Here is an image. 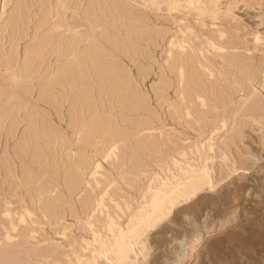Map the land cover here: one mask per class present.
<instances>
[{"label": "rangeland", "instance_id": "374dc122", "mask_svg": "<svg viewBox=\"0 0 264 264\" xmlns=\"http://www.w3.org/2000/svg\"><path fill=\"white\" fill-rule=\"evenodd\" d=\"M75 2L79 9L74 11L80 15L97 3V10L106 15L105 35L112 44H125L129 50L134 46L144 54L130 59L121 55L114 62L137 82L138 95L151 98L154 115L163 113L153 109L150 90L166 73L171 49L196 48L208 56L216 50L219 85L233 91L227 105L216 104L214 114L204 118L217 124L215 130L197 138L172 122L154 123L142 126L139 134L167 132L172 140L169 149H153L149 155L146 150L143 158L134 153L93 158V128L89 127L93 106L78 109L77 132H73L67 124L72 110L70 95L66 96L60 127L55 109L46 97L41 99L43 75L54 74L57 62L47 64L45 55L32 60L38 43L43 45L56 23L73 19L68 6ZM125 12L136 16L133 23L123 16ZM51 44L46 47H57ZM86 47L79 43L77 51L85 52ZM263 50L264 0H0V264H111L99 250L147 215L154 194L150 185L159 181L168 186L184 182L180 187L187 192L170 211L150 225L143 224L129 264H264ZM248 57L253 60L249 66H232L231 60ZM222 58L229 60L228 66L219 61ZM139 68L154 70L142 84L136 79ZM199 68L202 75L212 77L207 65ZM89 83L93 87V78ZM258 93L262 107L256 112L245 109ZM105 113L96 116L106 118ZM124 117L138 122L146 115L132 111ZM243 121L242 136L227 141ZM59 135L90 149L59 148ZM94 143L99 146L100 141ZM72 154L91 158L89 167L77 169L80 182L74 185L78 187L68 190L63 182ZM113 159L122 163L111 165ZM202 162L208 166V178L188 182L203 176ZM83 199L90 204L78 202ZM225 221L219 234L205 239L187 262H179L203 231ZM106 255L111 257L113 252Z\"/></svg>", "mask_w": 264, "mask_h": 264}, {"label": "bare ground", "instance_id": "6f19581e", "mask_svg": "<svg viewBox=\"0 0 264 264\" xmlns=\"http://www.w3.org/2000/svg\"><path fill=\"white\" fill-rule=\"evenodd\" d=\"M96 1L101 3V0ZM78 4V2H75L72 4L71 8L68 6L69 14L74 16L73 19L58 21L55 25L56 29H52L54 32L52 31L53 33L51 32V35L45 38L46 40H44L45 42L43 45L38 43L39 49L34 51L32 60L34 61L37 58L39 59L40 56L44 57L45 55V62L47 61V64L49 62H57V69L53 72L54 74L43 75V89L41 94L44 96H41V99L45 101L46 97L47 100L45 102H49V106L55 109L58 122L62 123L60 127L63 126V122L65 121V118L61 114V107L64 106L63 104L64 101H66V96L70 95V111L72 110L70 120H68L67 124L73 132H77L76 128L78 125L75 123V120L78 119L79 110H83V108L90 110L93 106V121L89 123V127L93 128V144H95L93 147V158L105 156L107 154L108 156L117 155L118 158L120 156L124 158L125 154L130 155L132 153L136 154V156H142L143 158L149 155L153 149V151L157 150V148L161 150L169 149V143L172 141H170L171 135L169 136V133L162 132V135H160V133L139 134V132L143 130L142 126H147L146 128H148V126H153L154 123L163 126L166 121L172 122L174 125H180L182 128H188L193 131L197 135V138H201L203 135H207L215 130L214 128L217 124H215V122L205 121L204 118L214 114L217 108L216 104L220 107L227 105L230 101V99H228L229 92L233 91L231 87L226 88L225 85H219L222 78L218 76L217 70L219 71L221 65L217 62L216 56L219 55L216 53V50L213 52L212 56H208L203 53L200 54L196 51V48L192 50L189 48L186 50L171 49V60L167 65L166 73L162 75L159 83L153 85L150 90L155 101L153 109L163 113V115H154V111L150 109L152 104L151 98L138 95L135 89L138 87V84H136L137 82L128 76V73L123 71L122 68L114 62L121 55L124 58L130 59L132 55H138L137 58H141L144 54H141V50L132 45V48L129 50L125 44L119 42L117 44H112L114 41L108 39L106 37L107 35H105L108 30V26L105 23L107 20L106 15H104V12L100 13L97 10L100 8L99 6L96 7L97 3L91 6L88 5L84 9V12L82 11V15L74 11L79 9ZM65 11H68V9ZM123 16L129 23H133L136 19V16L130 12H125ZM92 35L93 40L91 39ZM48 43H52L50 45L51 47L54 44L57 47L49 49L46 47ZM79 43L87 44L84 50L85 52L77 51ZM155 43V47H157L158 44L157 42ZM79 53H82L83 57L80 56V58L78 55ZM91 56H93V59L90 58ZM213 56L214 58H212ZM33 61L31 63H33ZM219 61L224 62L227 66L229 65V60L225 61L224 58H222ZM231 62H233L232 66L235 64L249 66L253 60L249 57L236 58V60H231ZM200 64L207 65L213 70L212 77L202 75L199 68ZM153 71L152 68L147 71H143L139 68L137 70L136 79L139 78L142 84L143 80L153 73ZM169 74H172V77H169ZM92 78L93 87L89 83V80ZM172 82L175 85H173ZM222 86L224 87V91L227 89L228 92H224ZM46 94L48 95L46 96ZM49 94H53V97L51 98ZM201 95L204 96V100L201 98ZM259 95V93L253 95L245 103V109L248 108L252 112L259 110L262 107L261 96ZM88 102L91 105L90 107ZM96 105L98 107L97 110ZM79 107H82V109ZM113 109L117 113L115 115H109L107 111ZM132 111L144 113L146 118L138 122L126 119V117H124L126 112ZM97 112H106L105 114H108L110 117L98 118V116H96ZM240 124H244V121L237 123L236 127H239ZM221 125L222 128H224L226 126V121L224 120ZM128 129H131L133 133H127L126 130ZM242 133L243 130L239 127L234 130L231 140L227 138L224 140H235L241 137ZM95 141H100L99 146H96V143H94ZM83 143L86 144L84 141ZM64 145L68 147L72 146L74 151L90 149V145L88 147H86V145L82 147L78 145L76 141L72 140L69 142L64 137H61L59 148ZM146 150L147 152H145ZM89 156H85L84 154L76 156V154H72V157L68 158V173L66 177H64V181L66 179V182H63L65 189L74 190L78 187L77 184L74 185L80 182L77 169L78 167L82 169L89 167L88 164L91 158V156L90 158ZM119 161L120 159L116 162L115 159H113L110 164L116 165L119 164ZM120 162L122 163V161ZM199 169H202L200 173H202L203 176L196 179H187L188 182L193 184L196 181H202L208 178L207 164L202 162ZM203 172H205L206 176ZM193 175L195 174H191L189 177ZM181 184H184V182L168 186L166 182L159 181L155 185H150V187H152L151 189L154 188V194L150 198L149 212L146 216L143 215L133 224L130 228V232L120 231L119 235L114 241L112 240L113 242L111 241L108 247L99 250L105 253L106 260L109 259L108 261H110L111 264H129L127 259L130 257V252L133 251L136 242L135 239L142 234L141 228L143 224L148 222L147 224L150 225L163 216L164 212L170 211V209L177 204L179 199L187 192V190L183 192L184 188L180 187ZM196 188L198 187L192 189V193L195 192L194 190ZM59 200L62 201L61 199ZM56 201V199L52 200L53 203H56ZM78 202H80V204L86 203L85 205L90 204L89 199H83ZM98 221L100 225L103 226V223L99 219ZM106 221L108 222V220ZM110 224L112 226V221L109 222V225ZM225 225H227L226 221L225 223L222 222V224L218 226L203 231L197 240L193 244L191 243L192 246L190 248L188 247V251L179 262H187L191 256H193L194 251L200 249L205 239L214 237L217 233L219 234V232L224 229ZM90 226H93V223L90 224ZM110 250L113 252L111 257L106 255ZM41 255L45 256L46 253ZM67 262L71 263L73 260L68 259Z\"/></svg>", "mask_w": 264, "mask_h": 264}]
</instances>
